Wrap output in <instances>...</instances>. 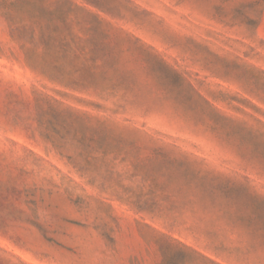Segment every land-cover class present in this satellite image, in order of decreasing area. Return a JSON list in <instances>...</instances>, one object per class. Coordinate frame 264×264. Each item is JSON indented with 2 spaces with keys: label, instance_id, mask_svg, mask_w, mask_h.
Instances as JSON below:
<instances>
[{
  "label": "rangeland",
  "instance_id": "obj_1",
  "mask_svg": "<svg viewBox=\"0 0 264 264\" xmlns=\"http://www.w3.org/2000/svg\"><path fill=\"white\" fill-rule=\"evenodd\" d=\"M0 264H264V0H0Z\"/></svg>",
  "mask_w": 264,
  "mask_h": 264
}]
</instances>
